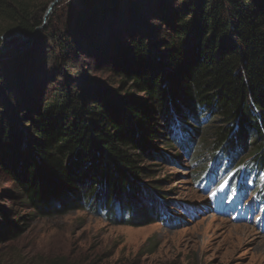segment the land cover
Masks as SVG:
<instances>
[{
  "label": "trees",
  "instance_id": "16d2710c",
  "mask_svg": "<svg viewBox=\"0 0 264 264\" xmlns=\"http://www.w3.org/2000/svg\"><path fill=\"white\" fill-rule=\"evenodd\" d=\"M37 1L48 6L53 0H0V37L14 39L13 30L36 35L21 52L0 56V173L16 186L23 204L46 216L61 207L79 209L97 195L105 215L112 217L117 206L133 223L158 217L136 208L145 170L139 161L151 155L148 144L160 121L178 143L179 119H209L201 146L212 163L229 167L238 150L246 151L243 168L230 166L232 177L260 184L264 0H78L77 11L67 3L70 20L62 32L46 35L35 32L41 26L33 13ZM152 17L164 19L169 29L157 45L147 42ZM75 56H94L144 99L89 85ZM76 75L81 86H56L57 78L68 82ZM48 86L53 92L47 93ZM193 157L204 165L199 150ZM255 194H264V181ZM0 216L7 218L3 211ZM4 225L8 239L17 240L21 230L9 220ZM87 260L68 254L44 264Z\"/></svg>",
  "mask_w": 264,
  "mask_h": 264
},
{
  "label": "rangeland",
  "instance_id": "374dc122",
  "mask_svg": "<svg viewBox=\"0 0 264 264\" xmlns=\"http://www.w3.org/2000/svg\"><path fill=\"white\" fill-rule=\"evenodd\" d=\"M68 2L79 10L78 0L61 1L44 20L48 6L45 1H37L33 13L41 26L36 28V34H60L70 20ZM166 5L173 6L169 2ZM163 21L159 17L149 20L147 42L157 45L166 37L169 29ZM11 38L6 36L0 41V56L21 50L18 39ZM44 42L49 48L50 44ZM75 60L78 72L89 85H104L121 92L130 89L123 87L94 56H75ZM83 82L78 76H72L68 82L57 78L56 86L68 84L74 88ZM54 88L48 86L47 93ZM128 93L145 97L143 93ZM179 122L182 131L177 124V144L160 121L154 128L155 138L148 144L151 155L139 161L145 170L137 184L141 193L136 208L158 214L146 221L133 223L132 218L118 214L117 206L112 207V217L105 215L103 205L97 207V195L85 199L88 206H67L66 211L61 207L57 209L60 211L42 216L21 202L16 186L0 173V211L7 217L0 216V264H44L68 254L88 257L86 264L91 260H104L107 264H264V249L258 244L264 239V202H259L264 200V194L255 195L263 181L254 187L250 177L231 176L232 168L244 167L248 154L238 150L231 161L232 168L224 161L213 164L211 153L201 146L209 119ZM195 150L202 155L203 166L194 160ZM227 185L239 190L230 193L225 189ZM158 199L166 211L159 209ZM7 220L21 230L15 241L8 239L4 225ZM239 225L250 228L256 240L244 242L243 236L230 231Z\"/></svg>",
  "mask_w": 264,
  "mask_h": 264
},
{
  "label": "water",
  "instance_id": "95a60500",
  "mask_svg": "<svg viewBox=\"0 0 264 264\" xmlns=\"http://www.w3.org/2000/svg\"><path fill=\"white\" fill-rule=\"evenodd\" d=\"M61 1H65V0H53L48 5V8L46 9V12L44 14V20H46L48 18V16L51 14L54 7ZM12 32L14 33V37H16L18 39V42L21 44V50L28 47L31 44V41L35 35V34H33L31 37H24L15 30H13ZM6 36H7V34L0 37V41H4Z\"/></svg>",
  "mask_w": 264,
  "mask_h": 264
},
{
  "label": "bare ground",
  "instance_id": "6f19581e",
  "mask_svg": "<svg viewBox=\"0 0 264 264\" xmlns=\"http://www.w3.org/2000/svg\"><path fill=\"white\" fill-rule=\"evenodd\" d=\"M230 231L238 233L239 236H243L244 237V239H243L244 242L247 241V239H250V242H253L257 238V237L253 238L255 236V234L253 233V231L250 230V228H248L245 225L235 226V227L231 228ZM258 244L261 246V248L264 249V239L260 240V242Z\"/></svg>",
  "mask_w": 264,
  "mask_h": 264
}]
</instances>
